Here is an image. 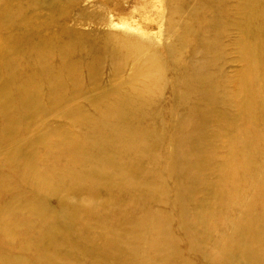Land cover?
I'll return each mask as SVG.
<instances>
[{
  "label": "bare ground",
  "instance_id": "bare-ground-1",
  "mask_svg": "<svg viewBox=\"0 0 264 264\" xmlns=\"http://www.w3.org/2000/svg\"><path fill=\"white\" fill-rule=\"evenodd\" d=\"M45 3L52 1L0 0V139L4 123L7 131L21 132L23 117L38 112H31L30 105L45 80L55 81L51 86L58 90L75 74L94 80L102 62L116 70L145 49L138 39L120 38L108 46L112 36H98L99 50L80 45L66 49L56 65V40L62 43L69 35L60 33L65 10L58 7L46 18L34 17V5ZM168 9L172 35L167 54L153 51L133 67L141 80L138 88L131 81L115 86L96 98L93 113L83 105L74 107L67 116L81 137L53 127V140L40 146L41 151L36 148L33 160L0 172V264H193L194 257L209 264H264V0H172ZM232 14L236 21H230ZM41 24L48 28L45 32ZM231 26L239 31L236 43L245 40V65L236 73L234 91L225 87L233 76L221 62L226 47L222 39ZM168 71L172 78L166 80ZM167 83L170 103L159 111L157 102ZM53 96L48 92L45 101ZM10 105L13 110L4 120V108ZM232 106L237 114L229 111ZM224 120L232 125L226 153L217 157L208 146ZM207 122L213 123L212 129L206 128ZM166 133L169 150L164 148ZM42 139L40 134L31 142ZM54 148L62 150L63 164L51 156ZM160 148L165 165L145 170L141 153L155 163L158 158L149 152ZM210 170L214 179L206 197L196 189ZM12 179L27 189L9 187ZM78 187L93 199L104 188L107 198L101 205L115 203L119 212L98 210L97 222H86L78 213L85 216L92 208L68 205L60 198L64 204L51 205L42 197L78 194ZM31 190L43 201L29 194ZM231 207L237 215L228 213ZM4 210L12 213L7 221ZM76 218L82 222L67 224ZM73 229L78 230L75 235ZM58 231L66 235L54 243Z\"/></svg>",
  "mask_w": 264,
  "mask_h": 264
},
{
  "label": "rangeland",
  "instance_id": "rangeland-1",
  "mask_svg": "<svg viewBox=\"0 0 264 264\" xmlns=\"http://www.w3.org/2000/svg\"><path fill=\"white\" fill-rule=\"evenodd\" d=\"M52 3L48 4H35L33 12L35 13L34 17H48L50 14L58 8H63L65 10L64 17L60 18L65 19V27L60 31L63 35L69 34L66 36L65 40L60 43L56 40V43L53 47L55 52V64L59 65L62 61L60 52L68 49L71 51L73 47L77 48L83 46L88 51L99 50L100 41L99 39L104 38L103 36H112L108 40V46H115L118 43L120 38H130L138 39L142 43V46L145 47L141 52L135 53L131 58H129L123 66L116 70H111L107 65L102 62L99 75L94 79H86L83 76H76L72 79L71 82L67 83V87L63 89H55L51 84H55V81L45 80V85L40 87L36 93L33 94L34 101L30 105V111L35 112V115L29 117H23L22 124L25 126L24 130L21 132H15L12 130L7 131V123H4V137L0 139V172L4 173L8 168V165L27 162L33 160V151L37 148L42 150L44 146L50 143L55 135V130L53 127H56L60 131L66 134H73L76 138L81 137V131L75 128L71 124V117L67 116V113L71 112V109L78 105H83L84 108L91 113H93V106L97 101L96 98H99L102 94L112 90L115 86L121 87L126 85L131 81L132 85L135 88L139 86L140 79L135 76L133 67L143 59L147 54L152 53L153 51L160 52L161 55L166 56V46L170 43L172 30L168 27V11L169 5L172 0H51ZM189 1V0H188ZM37 3V2H35ZM192 3V2H191ZM190 3V4H191ZM189 12V8L183 12L182 17H186ZM30 11H27L28 15ZM238 16L232 14L230 16V21H236ZM40 31L45 32L48 28L44 27L42 24L39 26ZM228 34L222 40L226 44L225 53L221 56V62L224 65L225 73L229 76H233L232 80L227 81L225 87L228 90H235L237 85V80L235 78L236 73L239 70H242L244 67V61L241 59V47L245 44V40H239L236 43V40L239 37V31L231 26L228 30ZM43 34H40L42 37ZM93 37L94 39L90 40L88 37ZM44 36V35H43ZM119 37V38H118ZM251 40V38H250ZM92 48V49H90ZM199 61H204L202 58L193 57ZM117 72V73H112ZM24 72L21 73V75ZM173 72V77H174ZM166 80L172 78L171 72H165ZM71 84H74V87L83 85L82 88H73ZM169 83L165 84L162 89L161 96L157 102L159 111L164 109L168 103H170V87ZM35 86L34 88H36ZM47 87H50L54 92L49 91ZM69 90L71 93L69 94ZM51 92L54 94L51 100L45 101L46 94ZM66 92V94H65ZM65 94V97L62 101L58 97H62ZM70 95V97H69ZM69 97V98H68ZM68 98V99H65ZM43 103V107H41ZM232 114H237L236 108L234 106L228 108ZM13 110V107L6 106L4 108V120L5 114H8L9 111ZM8 120V119H6ZM73 123V122H72ZM232 125V122L225 121L218 124V129L220 134L214 137L213 142L209 144V149L214 151V155L224 156L226 153L224 150V144L228 143L229 135L227 134L228 126ZM258 125H255V128ZM207 129L213 128V123H206ZM155 129V128H154ZM42 134L43 139L38 143H32L31 140L36 136ZM170 136L166 133L163 137L164 148L169 150L171 143L169 140ZM223 139H226V142H223ZM162 143L161 140L157 144ZM43 145V146H42ZM42 146L43 148L41 149ZM4 150V152H3ZM130 151V150H128ZM51 156L61 159V164L63 161V152L58 148L51 149ZM131 153V151H130ZM157 157V162H152L151 159L144 158L143 153H141V161L143 167L147 171L160 170L165 163L167 162L165 151L161 148L156 151L149 152ZM162 156H165L161 158ZM213 155V156H214ZM168 157V155H167ZM262 158L264 159V149L262 153ZM47 158L46 160H48ZM10 160V161H8ZM4 169V172H3ZM261 171L264 172V166L261 168ZM214 179V174L211 172L206 173L202 176L200 181V188H197L198 194H204V196H211V191L208 189V184ZM20 186L22 189L26 188L27 185H24L21 181L17 179H12V183L9 184V187ZM79 193L75 194L73 192H62L61 196L51 195V194H42V197L46 202L53 205L56 203L64 204V202H59L58 198L65 199L68 205L82 206L84 208H92L85 216L82 213H78V216L81 217L82 221L94 222L98 220V215L96 211H101L108 215L117 214L120 210V207L112 202L106 203L103 206L104 201H106L105 189L99 188L97 190V198L93 199L83 187H78ZM35 198L42 200L40 194H37L36 191L31 190L30 193ZM43 201V200H42ZM159 204L164 210L165 205L160 202V200L155 201ZM167 205V204H166ZM54 210L59 211V208L54 207ZM177 211V209L175 210ZM238 210H234L231 207L228 211L230 215H237ZM12 216V213H6L4 210V221L9 220ZM68 217H66L67 219ZM67 224H70L69 221L73 222H82L78 218L66 220ZM44 223V222H42ZM44 225V224H43ZM45 226H42L44 229ZM92 231V230H91ZM78 232L77 229L72 230V235H75ZM6 234L4 233V236ZM63 231H58L53 236V242L59 243L65 237ZM7 237H4L6 239ZM9 247L4 244V251L7 252ZM43 253V252H39ZM74 255H71L73 258ZM73 260L70 261V263ZM193 264H209L203 258L194 257L192 259Z\"/></svg>",
  "mask_w": 264,
  "mask_h": 264
}]
</instances>
